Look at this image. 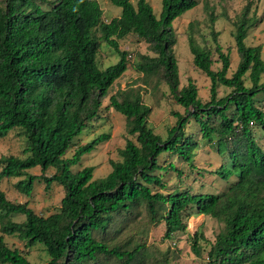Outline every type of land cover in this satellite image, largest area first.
<instances>
[{"label":"trees","instance_id":"16d2710c","mask_svg":"<svg viewBox=\"0 0 264 264\" xmlns=\"http://www.w3.org/2000/svg\"><path fill=\"white\" fill-rule=\"evenodd\" d=\"M108 2L120 12L104 22L96 0H0V139L15 130L23 142V157H0V179L22 178L15 187L25 195L35 179L45 189L57 184L63 194L58 210L43 216L0 192V264H32L26 253L3 241L4 235L18 238L26 250L41 246L45 264H147L144 220L162 224L161 240L168 241L185 233L187 220L198 215L217 225L200 264H264V59L260 45L244 43L255 23L251 2L231 23L238 58L233 71L212 27V12L211 48L196 44L188 25L191 64L208 80L205 101L191 81L179 87L171 26L198 1L160 0L158 17L145 0ZM128 35L145 43L152 55H140L135 65L142 86L109 94L126 70L127 53L118 41ZM101 43L117 56L103 69L96 64ZM218 86L228 92L218 97ZM142 91L155 100L167 95L182 109L171 112L175 121L163 139L147 125L150 108ZM259 93L263 97L256 100ZM104 99L124 118L132 139L118 151L119 160L108 161L110 171L92 179L93 167H72L108 135L98 134L83 145L72 140L101 118ZM204 143L223 161L212 170L194 164ZM35 167L39 176L27 173ZM181 167L185 174L204 172L225 184L219 193L179 189L185 176ZM49 169L53 174L44 176ZM167 175L178 184L171 190ZM16 214L22 222L8 220ZM197 237L202 235L195 232L189 240L199 255Z\"/></svg>","mask_w":264,"mask_h":264},{"label":"rangeland","instance_id":"374dc122","mask_svg":"<svg viewBox=\"0 0 264 264\" xmlns=\"http://www.w3.org/2000/svg\"><path fill=\"white\" fill-rule=\"evenodd\" d=\"M100 9L102 10V21L108 22L109 19L119 15L120 9L111 5L108 0H96ZM152 9L155 17H158L160 12V0H145ZM197 5L184 12L179 17L175 18L171 26L175 34V44L173 46V53L176 59L177 74L179 80V87L184 86L187 81H191L198 91V96L202 100L208 98V80L198 70L193 68L191 64V55L188 51L186 36L188 25L193 28L192 36L199 46L207 45L210 48L211 39L209 36L210 25L208 21V13L211 11L215 18L212 27L217 32V40L223 52H228L230 69L233 71L237 63V55L233 49V40L231 37L232 21L240 12L241 8L246 2H251V14L253 10L255 13L254 25L248 29L244 43L246 46L260 45L261 58L264 59V0H197ZM119 50H124L127 53L126 70L119 77L109 89V94H113L117 90H123L128 86H142L139 82L140 73L135 69V65L139 61L140 55H152L148 52L146 44L138 40L134 35H128L122 40L118 41ZM117 60L116 54L108 48L104 43H101L96 55V64L100 69H103ZM213 63L211 69L218 70L219 64L215 54H212ZM264 79V75L262 77ZM165 94L166 88L164 85L159 86ZM228 92L221 86L217 87V96L221 97ZM143 103L150 108V113L147 117V125L153 133L159 135L162 139L165 137L166 129L174 124V117L171 116L172 111H179L182 109L177 107L166 95L164 98L160 97L155 100V97L148 92H141ZM263 97L262 93L255 96V99ZM107 99L102 101L101 118L95 122H90L85 130H83L72 142L76 145H83L98 134H107L108 139L103 143L97 145L93 151L83 155L79 163L72 167V170H80L84 167H93L92 179L103 178L109 171L110 167L108 161L119 160L118 151L123 148L125 140L128 137L125 131L124 118L107 107ZM261 105V104H260ZM256 140L258 143L263 142V137L257 134ZM23 148L22 136L17 135V132L11 131L6 137L0 139V157L14 156L23 157L21 151ZM73 153V147L70 148L64 155L65 158H70ZM223 163L221 158H218L204 143L203 146L196 150L194 157V164L197 168L204 170H212ZM180 185L175 181L174 176L167 175L168 189L171 190L173 186L179 189L190 188L196 193L209 192L219 193L222 190L224 182L217 181L214 176L207 173L201 175L196 174L195 171L188 173L185 167ZM28 174L39 176L40 170L33 168L27 171ZM53 174V170H47L43 175L49 176ZM22 178L0 179V192L3 193L7 201L14 204L26 203L35 214L47 216L58 210L59 202L62 197L61 188L51 183L45 189L44 182L41 179H35L31 185L29 195H25L15 187L18 180ZM22 215H9L8 220L14 223L23 221ZM146 235V243L148 244L147 256L149 262L147 264H200L205 258V253L208 248L207 242H211L213 234L217 228L216 223L201 215L191 217L186 222L185 233L176 234L173 239L162 241L163 234L162 224H149L147 220L143 221ZM199 232L202 238L197 237L196 246L199 249V255L191 250V242L189 235ZM3 241L9 246L26 253L27 260L32 264H45L46 256L41 246H33L29 249H24L23 243L14 236H3Z\"/></svg>","mask_w":264,"mask_h":264}]
</instances>
